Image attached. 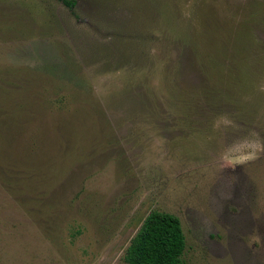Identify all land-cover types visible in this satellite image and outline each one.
Instances as JSON below:
<instances>
[{
    "label": "rangeland",
    "instance_id": "obj_1",
    "mask_svg": "<svg viewBox=\"0 0 264 264\" xmlns=\"http://www.w3.org/2000/svg\"><path fill=\"white\" fill-rule=\"evenodd\" d=\"M74 1L0 0V264H264V0Z\"/></svg>",
    "mask_w": 264,
    "mask_h": 264
},
{
    "label": "trees",
    "instance_id": "obj_2",
    "mask_svg": "<svg viewBox=\"0 0 264 264\" xmlns=\"http://www.w3.org/2000/svg\"><path fill=\"white\" fill-rule=\"evenodd\" d=\"M69 9L74 0H56ZM185 237L179 219L169 213L152 211L125 250V264H186L182 259Z\"/></svg>",
    "mask_w": 264,
    "mask_h": 264
}]
</instances>
